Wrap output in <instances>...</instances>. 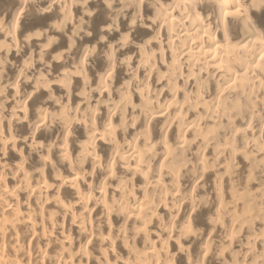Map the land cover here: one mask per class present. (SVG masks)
<instances>
[{
	"label": "bare ground",
	"instance_id": "6f19581e",
	"mask_svg": "<svg viewBox=\"0 0 264 264\" xmlns=\"http://www.w3.org/2000/svg\"><path fill=\"white\" fill-rule=\"evenodd\" d=\"M21 7L42 21L27 24L23 15L24 22L15 23L20 37L9 21L0 23L6 48L17 43L34 47L42 32L68 45L62 57L55 48H42L50 60L46 65L61 73L54 82L42 80L45 75L39 73L32 81L31 104L17 106L7 120L0 117V165L13 159V182L23 176L13 188L0 184V264H177L186 253L185 264H212L213 235L222 234L232 244L236 227L258 210L238 186L255 179L264 164V117L260 124L257 113L264 111V0H0V15L11 13V24ZM143 10H152L151 16L143 17ZM135 13L137 19L126 21ZM115 19L122 29L158 34L160 52L172 57L166 73L195 69L204 78L186 77L191 90L185 91L184 77L172 83L162 73L158 82L166 84L155 97L156 60H164L150 41L116 38L111 51L95 48L92 57L87 55L92 49L75 47V40H87L88 33L98 35L100 44L106 36L120 35ZM39 26L47 30L35 31ZM129 48L135 64L129 56L113 58ZM135 79L141 88L136 92L140 125L128 99ZM208 83L217 93L214 105L203 102ZM90 84L97 88L91 107ZM167 90L173 99L162 104ZM218 115L231 125L241 115L250 122L244 131L202 129L205 118ZM74 126L82 141L75 140ZM207 150L214 157L208 168L199 156ZM28 158L33 161L29 172ZM97 170L105 172L100 181ZM109 181L115 182L112 194L106 189ZM190 183L193 189L184 197L180 184L186 188ZM192 239L207 240L205 246H194L193 257ZM262 239L264 230L254 240ZM252 245L241 246L242 256L234 253L232 264H246L254 255ZM261 247L252 264H264Z\"/></svg>",
	"mask_w": 264,
	"mask_h": 264
},
{
	"label": "rangeland",
	"instance_id": "374dc122",
	"mask_svg": "<svg viewBox=\"0 0 264 264\" xmlns=\"http://www.w3.org/2000/svg\"><path fill=\"white\" fill-rule=\"evenodd\" d=\"M154 1H156V3H162V2L163 3H166V2L169 3V0H154ZM116 4H117V6H116ZM112 5H114L118 9L120 8V4L118 5V3H113ZM149 11L148 12H144V10H143V11H141V14L144 13L143 17H144V15L145 16H147V15L151 16L150 14H152V10L150 12ZM14 12H15V10H14ZM22 12H24V13H22ZM19 13L20 14L22 13V14L19 15ZM31 14H32L31 11L27 10V7L26 8L21 7L20 9H18L17 13L15 14L16 17L15 16H14L15 18L12 17L13 21L11 22V24L9 23L10 22V18H11L9 15H11V13L8 16H6V17L1 14L0 15V20H1L0 23H2V25L5 26L7 21H9L7 23V25L8 24L11 25V29L16 32V36L20 37L19 33L21 32V28H20V26H18V28L15 27V26H17L16 24H19L22 21L24 22V20H22V18L25 19L24 16L27 15V17H26V20L28 21V22H26L27 24L34 25L36 20H38V21L41 20L42 21V19L39 20L38 16L35 17L34 18L35 20H34L33 16L35 14H32V15ZM29 15H30V17H29ZM18 16H19L20 19L19 18L17 19ZM137 16H138L137 13H135L134 15L131 16V18H129L126 21H132L134 19H137L138 18ZM18 20H22V21L18 22ZM141 20H143V19H141ZM16 21H17V23H16ZM137 21H140V20L138 19V20H135L134 22H137ZM112 24H113V26L115 25L114 26L115 28H116V26L118 27L117 30H119L120 35H118L116 37H113V38L109 37V36L104 37L102 39L104 45H103V43L100 44L98 35L95 36L92 33H90V34L88 33L89 38L87 40H82V39H80V37L75 40V45H76L75 47L84 46V47H86L89 50L92 49V51H91L92 55H89V53L88 54L86 53L88 56L92 57L93 56V52L94 51L98 52L99 49H106L107 51H109V50L111 51L110 45L113 46V43L115 41L119 40L120 37H125L128 40V42H130V41H135V42L139 41V42H141L140 40H142V42L150 41L149 46L152 47V49L155 48L154 50H156V52H157V54L159 56H160V54H162V56H160V57L163 58V60H164V62H162V64H161V62H159V59L156 60V66H157L156 68L158 69V70H156L157 71V78L155 79V84H154V86H152V90H151L155 97H157L159 95L158 91L160 90V88H162V86H165V84H166L165 80L170 79L171 82L173 83V81L176 78H178V77L180 78L182 76V77H184L183 78V85L185 86L184 90L185 91H190L191 87L189 85L191 84V81L186 80V77L190 78V76L195 74L194 79H196V77H199L200 79L204 78L203 74L202 73L201 74H197V71L195 69L193 70L192 73L191 72L189 73V71H187V72H179L177 70H172L170 73H166L167 72L166 68L168 67V63H169V61H170V59L172 57H171L170 53L166 52L165 50L163 51L164 53L160 52V51H162V50H159L160 49V47H159L160 45L159 44L156 45V41L157 42L159 41L158 40V34L156 32H152L153 34L150 33V32L149 33L148 32H144V30L143 31L134 30L135 31L134 32L133 30H129V28L127 26L122 29L121 28L122 23L118 19H115V21ZM13 27L15 28V30H14ZM16 28H17V30H16ZM39 28H35V31L39 30V32H40L43 29H46L44 26H39ZM128 30H129V32H128ZM40 34H41V37H42L41 39L42 40H41V42L36 43L34 45V47L31 46V45H27V46L23 45V43L19 40L18 42H20V44L22 43L21 45H19L18 43H17L16 47H13V46L9 45L13 49L12 52H11V48H6L8 43L4 42V35H0V117H1V119L3 118L2 120L6 119L7 117H10L12 114H14L13 111H14L15 108H17V106H19L21 104L29 106L31 104V101H33V99L35 98V96H34L35 94L33 96H31V93H32L31 92V90H32L31 89L32 88V81L35 79V77H37V75H39V73L40 74L44 73L43 75H45V78L44 77H40V78L42 80L47 81V82H54L55 77L59 76V74L61 73V71L59 69H54L50 65H46V64H48L50 62V60L47 59L46 56H43L45 54V52H43V50L44 51H48L49 50V52H51V51L54 52L56 50L55 52L58 55L60 54L61 57H62L63 54L66 53L65 51L67 50L68 43L66 42V44H60V41L58 42L56 36L54 37L53 33L47 35V34H44L42 32ZM43 36H45V37H43ZM116 38H117V40H116ZM136 39H138V40H136ZM111 40H112V42H111ZM48 42L50 43V45H48ZM108 42H111L112 44L109 43V45H108ZM43 43H44V45H43ZM152 43H154V44H152ZM46 44L48 45V48H49V49L47 48V50H45L46 49L45 47L47 46ZM106 44L109 47L108 49H107ZM22 45H23V47H22ZM20 46H21V48H20ZM56 47H59V48H56ZM17 48H19V49H17ZM42 48H43V50H42ZM50 48H51V50H50ZM54 48H55V50H54ZM15 49H17L16 50L17 52H15ZM8 50H9V55L6 54ZM129 50H131V51H129ZM129 50L127 49L125 51V54L123 53L122 55L118 54V56H117L115 54L113 56V58L114 59H118V60H123V58L127 59L128 56L129 57L132 56L131 53L133 52L134 49L129 48ZM3 51H4V53H3ZM97 52H95V54H97ZM126 52H128L127 53L128 55L126 54ZM47 54L48 53H46V55ZM157 54H156V57L158 58ZM4 55H6V56H4ZM38 57L39 58L42 57V59L40 58L41 62H40ZM176 57H177V55H176ZM131 59H132L131 64H133V63L135 64V60L136 59L133 58V57H131ZM37 61H39V62H37ZM22 62H24L25 65H24V63L22 64ZM23 66L25 67V69H24ZM70 68H72V65L70 66ZM88 69H90V67H87L86 71ZM89 72L90 71H88V73ZM162 73H165V80H164V82H162L160 84L158 82V80L161 77ZM183 73H185V74H183ZM181 74H183V75H181ZM135 75L136 74L131 72L130 76H135ZM88 77H89V80L92 83L91 75L89 74ZM136 80L137 79H135L132 82V84L129 85L130 86L131 96H128V99H129V101H132L133 105H135V107H136V109H134V111L133 110L132 111L135 112V116L138 119L139 125H140L143 120H142V118L139 116V114L137 112L138 111V104H139V98H138L139 95H137V93H136L138 91V89L140 88V84L137 83ZM113 83H114V81H113ZM158 83H159V85H158ZM16 85H17V87H16ZM91 85L92 84H90V87L93 89V93L91 94V97H89L90 101L88 100V106H90V107L93 106V101L95 100V98H97L96 97L97 88L95 86L92 87ZM155 87H157V91H155V89H156ZM12 88L16 89V90L13 91ZM204 89L205 90L203 91V102L204 103H213V105L218 103V100L216 99L217 98V95H216L217 93L215 92L214 86L210 85L208 83V84L204 85ZM192 90H193V88H192ZM171 94L173 95V93H171L170 90H167V91L164 92V94L161 96L162 104L163 103L166 104L167 102L169 103V102L172 101V99H173L172 97L173 96ZM29 97H31V98H29ZM28 98L30 100H28ZM24 103H26V104H24ZM36 103H38V101H36L35 104ZM36 105H37L36 107L41 106V104H36ZM164 108L165 107L162 106V107H160V110H163ZM48 109H49L50 113H52V111L53 112L55 111V110H53L54 108L52 106H49ZM43 111H44V108H43ZM198 112H199L198 115L204 114V111L198 110ZM257 113H258L259 117L262 118V119L259 120L260 124H263L262 120H263V117H264V111L259 108ZM97 116H98V114H97ZM191 118H192V115H189V118H187V121L188 120L191 121L192 120ZM249 122H250V120H248V116L241 115L237 119V121L234 122L235 124L231 125L230 123H227V122L223 121L221 116L218 115L217 117L213 116L212 118H205L202 121V129L203 130H205V129H214L217 132H221L222 130L227 132L228 129H232V130L240 129V130L244 131L248 127ZM73 130L75 131V133H74L75 140H79L80 141L81 138L79 137L80 132L78 131V128L76 126H74ZM259 135L260 134H258V136ZM254 136H255V134H254ZM92 151H94L93 153H97V154L99 153V149L97 147H94ZM211 152H212L211 150H207L204 155H203V152L199 154L200 159L204 160V163H205L207 168L214 161V157L211 154ZM1 157H2V153L0 154V159H1ZM253 157L254 156H251V158H253ZM8 158H9V155H8ZM52 158L54 159V157H52ZM26 160H27L26 161L27 168L25 166V171L29 172V170H31L30 166L33 167V165L30 164V163H33V161L31 160V158H28ZM12 162H13V159L10 161V163L7 162V161L2 160V163L0 165V171H1V167L5 166V165H7L6 168L8 170L6 173H4L0 177V179H1L0 180V184H2L1 185L2 187H4V186L9 187V189L13 188V186H15L23 178V176L21 175L22 177L21 176L18 177V180H14V182H13V180H12L13 177L12 176H13V173L16 171V169L13 167ZM89 164H93V163L92 162L88 163V167L90 166ZM47 172H48V170H47ZM104 175H105V172H100L99 170H97V172L95 174L96 180L99 179V181H100L101 178ZM36 177H37L36 174H33L31 176L33 181H34V179H36ZM49 183H51V182L49 181ZM134 183H135V181H134ZM136 183H137V185H139L138 182H136ZM105 184H106V189L108 190V194H112L113 190H111L110 187H113V184H115V182H110L109 181V182H106ZM238 187H239L238 189L241 190L242 194H244L247 198L251 199L256 204H258V207H257L258 210L256 212L255 217H249L247 222L244 225H239V226L236 227V229H237L236 231H238V230L239 231H238L237 239L232 244L226 243L225 242V237L222 234L215 233L213 235L214 242H213V245L210 246L211 247L210 256L212 258H214V261H213L212 264H232L231 256L234 253L238 252V258L241 257L242 254H240V251H241L240 247L244 246L247 241H251V242L253 241L252 248H253L254 255H251L247 259V261H245L246 264L254 263V260H256V257L263 251L261 246L264 244V240L262 239L260 241H257V240L255 241L254 239L257 238L261 234L262 230H264V164L262 165V168L260 169L259 175L255 179H253L252 181L250 180L248 182L243 180L241 182L240 186H238ZM180 188L182 190H184V192H183L184 193V197H187V194L192 191L193 186L191 187V183H190V184L187 185L186 188H183L182 185L180 184ZM50 193H51V191H50ZM21 197L23 198V197H25V195H21ZM175 201H177V200H175ZM211 201H209L208 204L211 203ZM20 202H22V200H20ZM209 205H212V203L209 204ZM168 207H169V204H168ZM23 209L24 208H22V210ZM231 210L232 209L230 208V211ZM237 211H238V209L235 208L234 214ZM69 222L70 221L68 219V221L66 222V227L67 228L70 227L68 225ZM199 227L200 228H202V227L204 228L205 226H199ZM21 230L23 231V229H21ZM206 230H203V232H205ZM206 242H207L206 239L202 240V241H197V242H195V240L192 239V241H191L192 244H191V246L189 248V253L192 255V257H193L194 246L195 245H197L198 247L199 246H205ZM182 244L189 246L190 242L182 241ZM187 259H188L187 253L183 254V255L179 256L177 264H185L186 263L185 261Z\"/></svg>",
	"mask_w": 264,
	"mask_h": 264
}]
</instances>
